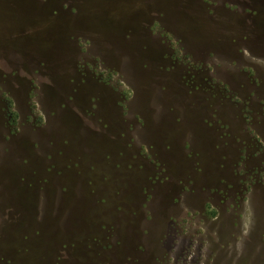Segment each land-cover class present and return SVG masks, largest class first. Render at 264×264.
Instances as JSON below:
<instances>
[{
    "label": "rangeland",
    "instance_id": "rangeland-1",
    "mask_svg": "<svg viewBox=\"0 0 264 264\" xmlns=\"http://www.w3.org/2000/svg\"><path fill=\"white\" fill-rule=\"evenodd\" d=\"M0 264H264V0H0Z\"/></svg>",
    "mask_w": 264,
    "mask_h": 264
}]
</instances>
